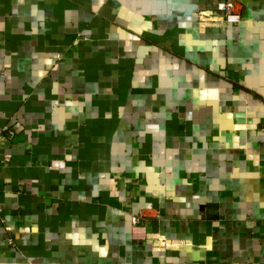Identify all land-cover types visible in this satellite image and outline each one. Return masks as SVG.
<instances>
[{
    "label": "crops",
    "instance_id": "0c3cea01",
    "mask_svg": "<svg viewBox=\"0 0 264 264\" xmlns=\"http://www.w3.org/2000/svg\"><path fill=\"white\" fill-rule=\"evenodd\" d=\"M0 264H264V0H0Z\"/></svg>",
    "mask_w": 264,
    "mask_h": 264
},
{
    "label": "built area",
    "instance_id": "2783aa9c",
    "mask_svg": "<svg viewBox=\"0 0 264 264\" xmlns=\"http://www.w3.org/2000/svg\"><path fill=\"white\" fill-rule=\"evenodd\" d=\"M242 20V5L237 2H220L216 8L202 10L198 14V23L201 30L225 29L227 27L239 26ZM10 138L15 136L11 129L8 131ZM8 159V158H7ZM134 226L137 227L139 220L133 218Z\"/></svg>",
    "mask_w": 264,
    "mask_h": 264
}]
</instances>
